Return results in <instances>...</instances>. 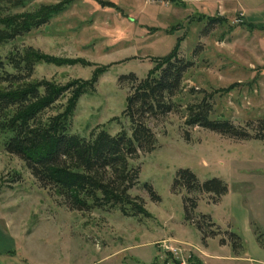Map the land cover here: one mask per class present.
<instances>
[{"label":"rangeland","instance_id":"obj_1","mask_svg":"<svg viewBox=\"0 0 264 264\" xmlns=\"http://www.w3.org/2000/svg\"><path fill=\"white\" fill-rule=\"evenodd\" d=\"M56 3L64 6L46 17ZM218 8L214 0H0V56L30 46L40 56L31 80L92 82L70 112V131L79 135L96 127L115 133L120 126L114 118L127 128L120 117L127 86L118 83L119 75L142 77L175 47L192 60L174 97L180 108L148 119L157 142L132 160L138 185L129 192L143 200L147 216L69 209L0 148V232L15 238L13 264H264L254 232L257 226L264 234V140L184 126L185 105L202 95L213 100L214 117L240 126L264 120V25L239 14L224 17ZM252 14L251 20H264V13ZM212 16L223 19L203 32ZM60 101L66 103L67 95ZM180 168L227 183L216 203L205 193L189 194L197 200L193 221L206 213L221 230L238 233L239 254L219 243L222 231L203 239L186 220V193L172 190Z\"/></svg>","mask_w":264,"mask_h":264},{"label":"trees","instance_id":"obj_2","mask_svg":"<svg viewBox=\"0 0 264 264\" xmlns=\"http://www.w3.org/2000/svg\"><path fill=\"white\" fill-rule=\"evenodd\" d=\"M59 3L50 5L44 15L48 17L57 7L64 6ZM222 19L208 18L203 32ZM34 24L35 21L31 23ZM27 27L24 26L25 30ZM177 48L157 58L142 77L137 78L133 72L118 76V83L127 86L120 113L127 128L114 118L120 126L118 131L110 133L96 127L87 136L70 131V112L77 97L91 90V81L70 80L60 85L31 80L34 62L40 56L30 46L0 56V148L21 160L39 186L59 197L69 209L117 210L123 216H147L143 200L129 192L138 185L139 166L132 160L138 151L153 150L157 142L147 125L148 119L180 108L174 97L192 60L180 55ZM66 95V103L61 102L60 98ZM213 113V100L202 95L185 105L184 126H199L236 139L264 140L263 119L255 126H240L230 118L214 117ZM141 187L150 199H159L147 183ZM182 189L186 193L185 218L193 221L197 200L189 194L205 193L216 203L227 192V183L217 176L200 180L189 168H180L173 178L172 190ZM193 222L203 239L222 231L225 236L220 237L219 243L230 244L234 254L242 251L241 236L232 230H221L209 214L200 213ZM212 226L217 229H211ZM254 232L264 246V234L257 226Z\"/></svg>","mask_w":264,"mask_h":264},{"label":"crops","instance_id":"obj_3","mask_svg":"<svg viewBox=\"0 0 264 264\" xmlns=\"http://www.w3.org/2000/svg\"><path fill=\"white\" fill-rule=\"evenodd\" d=\"M201 2H208L211 0H200ZM216 4V10L221 11L224 17L230 18L239 14L242 19L249 23H259L264 25L263 21H255L250 18L253 17L252 10H256L260 13H264V0H214ZM205 13L211 12L212 9L206 5ZM2 219V218H0ZM15 238L8 234L0 232V264H13L14 261L10 260L11 255L15 254Z\"/></svg>","mask_w":264,"mask_h":264},{"label":"built area","instance_id":"obj_4","mask_svg":"<svg viewBox=\"0 0 264 264\" xmlns=\"http://www.w3.org/2000/svg\"><path fill=\"white\" fill-rule=\"evenodd\" d=\"M176 253V251H174Z\"/></svg>","mask_w":264,"mask_h":264}]
</instances>
